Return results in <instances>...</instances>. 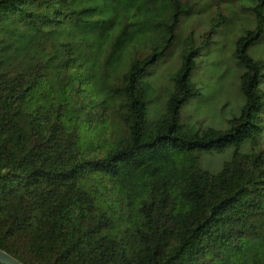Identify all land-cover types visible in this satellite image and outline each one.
Here are the masks:
<instances>
[{
    "label": "trees",
    "instance_id": "16d2710c",
    "mask_svg": "<svg viewBox=\"0 0 264 264\" xmlns=\"http://www.w3.org/2000/svg\"><path fill=\"white\" fill-rule=\"evenodd\" d=\"M254 1L256 25L233 54L243 104L221 130L180 123L201 95L191 35L164 112L147 120V68L189 4L0 0V249L23 264H264V60L247 52L264 33V0ZM227 149L217 172L200 165L199 152Z\"/></svg>",
    "mask_w": 264,
    "mask_h": 264
},
{
    "label": "rangeland",
    "instance_id": "374dc122",
    "mask_svg": "<svg viewBox=\"0 0 264 264\" xmlns=\"http://www.w3.org/2000/svg\"><path fill=\"white\" fill-rule=\"evenodd\" d=\"M189 4V14L183 16L178 25L173 44L166 55L147 68L144 79L153 88V95L147 104V120L157 119L165 109L166 91L171 89L170 76L180 66V43L192 36L195 45H201V54L196 58L197 67L191 74V81L201 89V95L190 99L181 107L180 123L225 129L227 120L237 114L243 104L239 90L242 73L234 58L235 43L245 31L256 25L255 14L249 10L254 0H181ZM264 11V10H263ZM223 16V22L210 41L203 45L205 34L212 19ZM248 55L264 60V33L251 45ZM264 89V84L261 85ZM250 147L245 144L243 151ZM257 152L264 150V132L257 144ZM232 149L222 153L199 152L200 165L217 172L223 162L231 157Z\"/></svg>",
    "mask_w": 264,
    "mask_h": 264
},
{
    "label": "water",
    "instance_id": "95a60500",
    "mask_svg": "<svg viewBox=\"0 0 264 264\" xmlns=\"http://www.w3.org/2000/svg\"><path fill=\"white\" fill-rule=\"evenodd\" d=\"M0 264H23L20 260L0 249Z\"/></svg>",
    "mask_w": 264,
    "mask_h": 264
}]
</instances>
